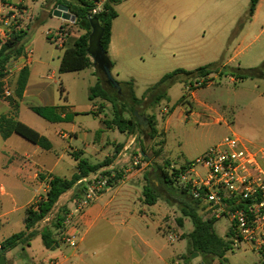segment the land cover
<instances>
[{"label":"rangeland","instance_id":"374dc122","mask_svg":"<svg viewBox=\"0 0 264 264\" xmlns=\"http://www.w3.org/2000/svg\"><path fill=\"white\" fill-rule=\"evenodd\" d=\"M25 1H29L33 5L38 3L39 0ZM155 1L151 2V9L167 16L165 20L160 17L158 21L160 23L157 26L167 29L165 31L170 33V36L175 35V41L170 53H166L161 48V40L153 39L151 35H130V46L125 50V58L121 60L123 68L120 70L121 76L119 79L127 82L132 81L134 91L138 97H141L149 87L155 85L162 76L177 69L189 71L202 65L219 63L223 58L228 59L235 55L236 57L229 68L236 73H245L250 69L259 67H263L264 72V0L258 15L245 24L242 21L247 15L251 0H158V7H156ZM166 2L169 4V12L164 11ZM45 3L46 5L43 8L49 6V0H46ZM38 11L40 12L41 22L37 23L36 18L31 13L23 17L21 9H19L20 13L18 12V14L20 16L16 22L26 26L27 31L30 29L22 42L23 51L33 47L34 61L50 62L49 66H42L39 75L44 76L46 82L52 84L55 88L56 101L66 103L67 98L69 103L74 105L76 109V113L72 115L73 121L57 125V127L67 133L74 130L80 134L83 132L94 133L102 125L103 119L110 124L103 123L106 128L114 125L111 123L115 115L111 103L101 98L89 99L90 88L96 84L97 79L103 78L102 71L89 67L81 71L61 74L58 65L60 66L65 49L56 47L47 37V32H56L59 21L50 14L42 17V11L39 8ZM117 13L120 14L116 21L118 28L121 26H135L134 22L137 21L138 17L134 20L123 11L117 10ZM148 19L150 20V18ZM14 24L15 21H11V25H1L0 28L2 30L7 29V27L12 29ZM27 24H29L28 27ZM148 27H151V25ZM82 32L81 29L74 26L66 47L71 46ZM3 42V37H0V48ZM212 50H218V60H209V54ZM203 54L208 56L204 57ZM53 72H55L54 79L48 80L47 77ZM210 78L212 81L207 83V86L198 88L197 98L216 108L225 122L217 123L215 120L208 118H203L197 123L193 118L189 121L181 120L179 117L181 111L178 107L174 108V106L183 95L186 99L191 100L190 94L187 93L189 84L184 85L182 82H175L167 88L168 99H163L158 104L151 105L153 97H149L143 105L136 107V112L146 117L156 115L163 104L174 108L171 130L166 133L163 147L165 156L174 162L177 167L195 162L211 146L228 135H236L246 143L264 148V78H247L240 81L230 77L221 78L218 74H213ZM117 100L120 105L122 104L125 107L130 103L127 88ZM33 102L36 103L35 105L40 103L37 100ZM100 104L106 108L105 115L99 114L103 109ZM96 111L98 112L96 113ZM196 111L201 110L197 109ZM124 114L131 118L130 112L127 111ZM158 115L161 119L159 126H161L167 115L163 112H159ZM145 129L148 130V127ZM160 136L153 149L149 150L148 155L151 157H153L151 150L158 152L157 144L160 140H164L161 134ZM58 140L61 143V149L70 150L68 148L69 144L73 148L84 149L80 140ZM138 152H140V149ZM63 154L64 161L72 165L74 163L72 156L68 152ZM140 158L141 162L135 170L140 168L144 161L142 157ZM171 161H169V166L166 165V171L169 173H171ZM164 162L168 164L166 163L168 161L165 160ZM164 162L160 164L162 167ZM67 164H65L66 175L72 169ZM155 164L157 165L158 162H155ZM153 167L156 166L153 165ZM152 172L148 171L145 179L150 181L154 187H157L159 194L164 195L162 187L160 185L156 186L152 182L155 179ZM184 199H188L190 203H193L187 195H184ZM176 202L175 199L169 202L160 199V203L169 210L165 223L173 216L183 219L184 226L177 230L179 236L172 243L169 242L165 233V223L161 234L159 233L160 229L156 226H152L151 234L159 236L162 244L172 253L174 261L181 259L187 264H221L218 258L200 255L198 252L193 251L187 238H185L194 229L192 220L190 217L183 216L180 206ZM63 206H66V210H69L67 203L62 202L57 205L55 212ZM150 206H146L149 219L152 218L151 213L155 211ZM18 214L24 216V212L19 211ZM20 216L13 217L14 225L7 228L5 233L10 235L24 228ZM67 217L72 219L71 214H68ZM70 221L64 223V233L61 241L63 247L69 245L66 241L65 231H67ZM229 228L230 223L225 218L215 220L213 225L215 233L221 238L224 237ZM41 246L42 242L39 238L33 244V251L38 252ZM103 249H92L90 253H100ZM81 252L86 253L88 251L82 249ZM23 254L22 246L12 249L5 254L6 264H19ZM195 254L198 255L195 256ZM225 259L228 264H259L260 262L258 254L243 250L227 251Z\"/></svg>","mask_w":264,"mask_h":264},{"label":"crops","instance_id":"0c3cea01","mask_svg":"<svg viewBox=\"0 0 264 264\" xmlns=\"http://www.w3.org/2000/svg\"><path fill=\"white\" fill-rule=\"evenodd\" d=\"M45 1L39 0L38 3L32 5L25 0H10V5L17 13L21 9L23 17L31 13L36 18L37 23H39L41 20L38 8L42 11V17L54 11L53 5L43 8L46 5ZM262 1H259L254 16L258 15ZM151 2L153 0H126L115 7L116 11L125 12L131 19L135 20L138 17L137 21L134 22V27L121 26L118 28L116 21L120 14L112 24L108 57L113 63L112 75L119 80L118 82H127L119 78L121 76L120 70L123 68L121 60L125 58V50L130 46V35H151L153 39L161 40V48L166 53H170V49L173 47L175 35L170 36V33L165 31L167 29L157 26L160 23L158 22L160 17L165 20L167 16L159 11L154 12L151 9ZM157 2L158 0L155 1L156 5L158 4ZM169 10V4L166 2L164 11L169 12ZM54 18L59 21L57 30L67 27L70 28L72 33L75 26L74 23L57 17ZM149 25L151 27H148ZM13 29L14 26L12 27ZM6 30L9 32L8 30L11 29L7 27V29L2 30L0 28V37H3L4 42L11 36L5 35ZM29 30L24 29L26 33ZM31 48L33 49V47ZM62 49H66V46ZM153 54L156 56L155 53ZM218 54V50H212L209 54V60H218ZM25 56L26 49L16 58L17 65L9 79L13 95L19 73L24 68L29 69L27 86L24 90L23 98L19 102L17 120L47 138L52 147L48 150L43 149L18 134H12L7 139H3L0 134V244L15 234L9 235L5 233L7 228L14 225L13 217L21 215L20 220L24 223L26 209L36 205L46 195L49 190L50 176L57 175L71 178L78 171L77 158H80L87 160L91 165L106 162V165L97 173L109 172L114 177L117 175L119 179L109 189L100 194L79 215L73 213L75 201L69 199L76 189L65 194L58 204L67 203L68 214H71L72 219H70V225L65 233L74 244L64 247L60 245L54 250H47L42 243L39 251L35 252L33 251V244L40 238L36 237L29 246L23 248L24 254L21 256L22 260L19 264H38L46 258L55 259L58 264H173L172 253L162 244L159 236L151 234L152 226L160 229V234L163 232V226L169 210L159 200L150 206L155 211L151 213L152 218L149 219L148 211L146 210V206L149 205L145 203L143 197V188L147 184L145 179L147 172L153 171L152 174L155 179L152 182L157 186L156 179H161L162 170L166 168L164 161L166 160L168 161L166 163H169L171 160L165 156L164 147H162V152L159 156L156 157L154 155L155 151L151 150L153 157L148 155L149 159L143 161L140 168L128 170L133 158L138 156V150L145 146L147 153H149L158 138L150 140L146 133H139L137 129L130 131L126 126L119 128L116 125H112L106 128L103 126V123H105L104 119L102 120V125L94 133L83 132L78 134L74 130L67 133L63 129L58 128L57 125L73 121L72 115L76 113V109L74 105L69 103L67 98L66 103L56 101L55 88L52 84L46 82L44 76L39 75L42 66H49L50 62L34 61L32 56L30 63L24 65ZM203 56L208 55L203 54ZM235 57L236 55L228 59L223 58L221 66L229 67ZM54 74L55 72L48 76L47 79L53 80ZM197 93L198 89L190 94L191 100L186 99L183 103L178 100L175 104L174 108L178 107L181 111L179 115L181 120L189 121L193 118L197 123L203 118H208L215 120L217 123L225 122L216 108L197 98ZM135 95L137 98L142 97H138L136 93ZM31 99L40 103L35 105L36 103L30 101ZM33 107L51 108L47 115L58 117L59 120L50 121L35 113L32 110ZM101 107L103 109L99 114L105 115L107 112L106 108L103 105ZM165 107L170 112L166 114L167 116L164 115L163 125L159 126L161 119L158 113H162ZM174 108L163 104L156 114L157 129L163 136L164 143L166 133L171 130ZM197 109L201 111L198 112L196 111ZM96 113L95 115H97ZM1 116H11V105L6 99L0 98ZM123 118L130 120V117L126 114H123ZM58 139L80 140L84 149L73 148L71 144L68 146L70 150L61 149V143ZM64 152H68L72 156L74 160L72 165L64 161ZM155 162H158V164L156 165ZM162 162H164L163 167L160 165ZM171 163L170 166H176L174 162L171 161ZM65 164L72 168L68 175L65 174ZM153 165L156 167H153ZM19 211L24 212V216L18 214ZM23 230L24 228L16 233ZM96 248L104 249L100 253H90L92 249ZM82 249H86L88 252H81Z\"/></svg>","mask_w":264,"mask_h":264},{"label":"trees","instance_id":"16d2710c","mask_svg":"<svg viewBox=\"0 0 264 264\" xmlns=\"http://www.w3.org/2000/svg\"><path fill=\"white\" fill-rule=\"evenodd\" d=\"M126 0H106L103 3L102 11L96 15L90 14V11L94 7L92 0H49V5H53L55 9L59 5L68 6L71 13L76 16L75 26L84 32L73 42L69 47L64 50L59 72L69 73L84 70L89 67L100 69L95 65L93 58L89 54V39L92 33L90 25L91 19H96L101 28V40L100 45L103 49L105 57L110 63L111 69L113 63L108 57V50L111 41V31L113 21L118 17V13L115 7ZM260 0H251L249 10L242 23L245 24L250 21L256 11L257 5ZM53 12H50L52 15ZM27 35L25 31L13 32L11 36L3 43L0 48V98L4 99V83L3 78L5 76V69L7 63L14 58H17L23 53L22 42L24 37ZM224 69V70H223ZM218 74L222 77H230L236 80H244L247 78H264L263 67L250 69L245 73H236L229 67L221 66V62L216 64H209L198 67L193 70L177 69L171 73L164 75L155 85L149 87L141 98H137L134 91V83L119 82L124 93L127 88L129 93V104L125 107L118 103L120 94L107 83V79L103 74L102 79H98L96 84L90 88L89 99L94 100L101 98L104 101L111 103L114 109V125L122 128L126 126L130 131L137 129L139 133H146L150 140L161 137L157 129L156 115L147 116L149 121L148 130L138 124V120L134 115L136 107L143 105L144 101L149 97H153L152 104H158L163 99H168L166 93L167 88L175 83L182 82L185 84H192L197 79H204V83L201 87L207 86V83L211 82V75ZM29 78V69L24 68L18 75L17 83L13 95L9 98H5L10 102L11 105V116L0 117V134L3 139L9 138L12 134H18L24 139L30 141L33 144L40 146L43 149H50L51 143L41 136L37 131L27 126L26 124L17 120L19 102L23 98L24 90L27 86ZM198 89V88H197ZM186 100L185 95L179 100L183 103ZM32 110L38 115L50 120L58 121V117H50L47 112L51 108H39L33 107ZM131 113L130 120L123 118L125 112ZM139 115H141L139 113ZM105 124L110 125L105 121ZM159 151L155 152V155L159 156L162 152L164 140L158 142ZM144 161L149 159L147 148L142 146L138 153ZM146 155V157H144ZM77 173L71 178L60 177L57 175L50 176L49 190L46 195L41 198L36 205H33L26 209L24 217V230L15 233L6 240L2 241L0 246V256L5 255L7 252L15 249L19 246L23 248L29 246L30 243L36 238L40 237L43 246L47 250H54L61 245L62 234L64 233V223L68 215L66 206L59 208L56 212L57 204L60 199L68 192L76 189L71 199L74 201L79 199L85 189L86 185L82 182L83 179L89 177L92 174L97 173L102 169L106 162L98 165H91L85 159L77 158ZM169 166V163L166 164ZM167 167L162 170V177L160 180L156 179L157 186H161L164 195H161L157 191V187H154L147 179V184L143 188L144 201L148 205H153L160 199L165 201H172L175 199L177 204L180 206L184 217H190L194 226V229L185 238H187L189 245L193 251L198 252L200 255L210 256L218 258L221 264H228L225 259V255L229 249V245L223 238L219 237L214 229V220H208L201 216L199 213V206L196 203H190L188 199H184V193L177 192L172 187L171 173L166 171ZM104 175H111L109 172H103ZM119 177L116 175L111 181V185L114 181L118 180ZM178 223L181 227L184 226L182 218H178ZM261 264V263H259Z\"/></svg>","mask_w":264,"mask_h":264},{"label":"built area","instance_id":"2783aa9c","mask_svg":"<svg viewBox=\"0 0 264 264\" xmlns=\"http://www.w3.org/2000/svg\"><path fill=\"white\" fill-rule=\"evenodd\" d=\"M106 0H92L94 7L91 16L102 11ZM20 15L12 9L10 0H0V26L11 25L14 29L5 31L8 37L13 32L24 31L26 26L18 24ZM22 17V16H21ZM70 28L62 27L56 32H47L51 43L58 48H64L71 36ZM33 49L26 50L24 65L32 60ZM17 65L16 58L11 59L4 71V99L12 96L9 79ZM204 79H197L187 86L189 94L199 88ZM168 108L163 113L168 114ZM140 156H135L131 162L132 170L139 166ZM172 187L184 193L199 206V213L208 220L225 218L230 223L228 232L223 239L229 245L228 251H252L259 255L264 264V148L244 142L236 135H228L220 142L211 146L193 163L185 166H171ZM113 175L95 173L83 179L86 189L83 195L75 200L73 213L82 214L97 197L109 189ZM70 217H66L65 224ZM167 225V226H166ZM171 227V229H170ZM181 228L178 218L173 216L165 223V233L169 242H173ZM67 243L73 245L71 238ZM1 249V246H0ZM38 264H58L55 259L46 258ZM173 264H187L177 259Z\"/></svg>","mask_w":264,"mask_h":264},{"label":"water","instance_id":"95a60500","mask_svg":"<svg viewBox=\"0 0 264 264\" xmlns=\"http://www.w3.org/2000/svg\"><path fill=\"white\" fill-rule=\"evenodd\" d=\"M54 17L63 19L67 22L75 23L76 16L71 13L68 6L65 5H59L57 6L52 14ZM90 25L92 28V33L90 35L89 39V54L91 58H93L95 65L102 71L104 76L107 79V83L112 86L118 94L122 93V88L119 82L113 77L111 72V66L107 58L105 57V54L103 52V49L100 45L101 40V28L99 26V23L96 19L90 20ZM135 117L138 120V124L141 125L143 128H147L149 126V121L146 116L139 115L137 112H135ZM198 254H195L197 256ZM6 257L5 255L0 256V264H6Z\"/></svg>","mask_w":264,"mask_h":264}]
</instances>
